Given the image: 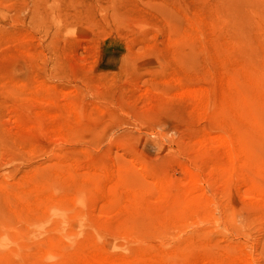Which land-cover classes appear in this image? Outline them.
<instances>
[{
  "label": "rangeland",
  "instance_id": "rangeland-1",
  "mask_svg": "<svg viewBox=\"0 0 264 264\" xmlns=\"http://www.w3.org/2000/svg\"><path fill=\"white\" fill-rule=\"evenodd\" d=\"M0 264H264V0H0Z\"/></svg>",
  "mask_w": 264,
  "mask_h": 264
}]
</instances>
